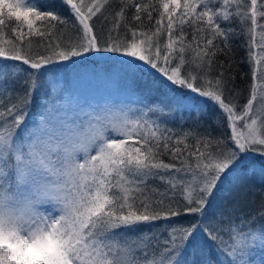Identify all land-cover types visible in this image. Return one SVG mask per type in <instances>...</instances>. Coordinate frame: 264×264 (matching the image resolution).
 Listing matches in <instances>:
<instances>
[{
	"label": "snow or ice",
	"instance_id": "snow-or-ice-1",
	"mask_svg": "<svg viewBox=\"0 0 264 264\" xmlns=\"http://www.w3.org/2000/svg\"><path fill=\"white\" fill-rule=\"evenodd\" d=\"M93 56L129 67L138 106L65 101L57 69ZM257 255L264 0H0V264Z\"/></svg>",
	"mask_w": 264,
	"mask_h": 264
},
{
	"label": "rangeland",
	"instance_id": "rangeland-1",
	"mask_svg": "<svg viewBox=\"0 0 264 264\" xmlns=\"http://www.w3.org/2000/svg\"><path fill=\"white\" fill-rule=\"evenodd\" d=\"M122 73L124 71L119 68L110 71L88 68L70 75L60 72L57 79L64 89L65 101L77 108L98 111L105 105L136 107L137 96L133 91L132 75L123 76ZM255 258L259 264L261 256Z\"/></svg>",
	"mask_w": 264,
	"mask_h": 264
},
{
	"label": "trees",
	"instance_id": "trees-1",
	"mask_svg": "<svg viewBox=\"0 0 264 264\" xmlns=\"http://www.w3.org/2000/svg\"><path fill=\"white\" fill-rule=\"evenodd\" d=\"M42 5L45 9H58L60 0H41ZM245 55L244 50L240 49L237 54V60H240ZM12 63V62H8ZM242 72H248L249 67L246 63H241L239 65ZM92 68L96 71H102V70H114L116 68H119L124 71L123 76L131 74L132 72L129 69V67L126 64H122L119 61L118 57H88L84 60H77L75 64H65L63 67L57 69L58 73H64L66 75H70L71 73H79L81 71H85V69ZM123 78V77H122ZM122 82V81H121ZM250 82L249 77H245L243 80L240 79V73L237 74V83L242 88L247 87V83ZM136 95V93H135ZM137 96V95H136ZM260 162L257 161V164ZM229 186V181H226L224 188H227Z\"/></svg>",
	"mask_w": 264,
	"mask_h": 264
}]
</instances>
